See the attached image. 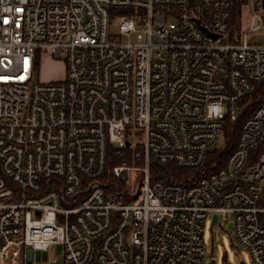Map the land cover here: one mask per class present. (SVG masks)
Wrapping results in <instances>:
<instances>
[{
	"label": "built area",
	"instance_id": "obj_1",
	"mask_svg": "<svg viewBox=\"0 0 264 264\" xmlns=\"http://www.w3.org/2000/svg\"><path fill=\"white\" fill-rule=\"evenodd\" d=\"M244 1L245 32L237 0H0V264L55 245L64 264H206L214 215L264 264V0ZM46 54L62 80H36Z\"/></svg>",
	"mask_w": 264,
	"mask_h": 264
},
{
	"label": "rangeland",
	"instance_id": "obj_2",
	"mask_svg": "<svg viewBox=\"0 0 264 264\" xmlns=\"http://www.w3.org/2000/svg\"><path fill=\"white\" fill-rule=\"evenodd\" d=\"M257 2L259 0H253ZM242 3L244 7L241 14V23L243 32L248 29V24L252 16V4L245 3L244 0H237ZM119 20L115 21V25L112 27V33L119 35ZM119 38L125 42V37ZM247 41L250 44L264 45V30L259 32L250 33ZM65 63L62 60H56L52 56L46 54L39 65L36 80L41 83H50L60 81L65 76ZM136 132V129H134ZM227 143L225 141V134L221 135L214 152H223L227 150ZM211 216L206 221L204 228V247L206 250L205 260L206 264H211L212 260L216 261V264H240L244 261L246 264H252V259L243 247H241L238 241L233 236L234 223L232 217L226 218L223 215L219 218V223L211 228ZM54 254L58 264H63L64 248L61 245L53 246L50 251L36 252L35 262L33 264H50V255Z\"/></svg>",
	"mask_w": 264,
	"mask_h": 264
},
{
	"label": "trees",
	"instance_id": "obj_3",
	"mask_svg": "<svg viewBox=\"0 0 264 264\" xmlns=\"http://www.w3.org/2000/svg\"><path fill=\"white\" fill-rule=\"evenodd\" d=\"M241 3H235L234 9V22H238L241 16ZM251 112V111H250ZM248 115L249 116V113ZM245 119V117H243ZM242 122V120H241ZM241 122L238 124H229L225 131V141L227 143V150L223 152H214L210 156V163L214 161H225L231 152L234 150L235 145L239 139V129L241 126ZM210 165L206 166L201 171H189V170H181L173 166L162 167V166H155L152 165V172L153 175L157 176L159 180L163 181L164 183H172V184H181L187 185L191 183V181L195 178H199L204 174L210 172Z\"/></svg>",
	"mask_w": 264,
	"mask_h": 264
},
{
	"label": "water",
	"instance_id": "obj_4",
	"mask_svg": "<svg viewBox=\"0 0 264 264\" xmlns=\"http://www.w3.org/2000/svg\"><path fill=\"white\" fill-rule=\"evenodd\" d=\"M123 175L126 176V172H124ZM123 180L126 181V179H123ZM217 223H218V216H217V215H214V217H213V222H212V227H211V228H213V226L216 225ZM211 264H216V263H215V261L213 260V261L211 262Z\"/></svg>",
	"mask_w": 264,
	"mask_h": 264
},
{
	"label": "crops",
	"instance_id": "obj_5",
	"mask_svg": "<svg viewBox=\"0 0 264 264\" xmlns=\"http://www.w3.org/2000/svg\"><path fill=\"white\" fill-rule=\"evenodd\" d=\"M35 257H36V253H35ZM53 257H54V254L51 253V255H50V262H51V260H52ZM34 262H35V259H34V261L30 262L29 264H33ZM57 264H58V262H57ZM63 264H64V262H63Z\"/></svg>",
	"mask_w": 264,
	"mask_h": 264
}]
</instances>
